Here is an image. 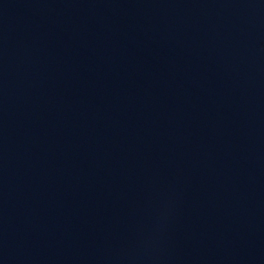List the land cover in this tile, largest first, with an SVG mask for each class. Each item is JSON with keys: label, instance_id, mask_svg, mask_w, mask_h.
Masks as SVG:
<instances>
[{"label": "water", "instance_id": "1", "mask_svg": "<svg viewBox=\"0 0 264 264\" xmlns=\"http://www.w3.org/2000/svg\"><path fill=\"white\" fill-rule=\"evenodd\" d=\"M0 264H264V0H0Z\"/></svg>", "mask_w": 264, "mask_h": 264}]
</instances>
